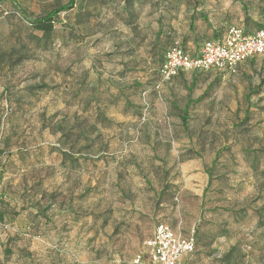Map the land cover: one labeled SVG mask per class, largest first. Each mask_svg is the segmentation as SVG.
<instances>
[{
  "label": "rangeland",
  "instance_id": "374dc122",
  "mask_svg": "<svg viewBox=\"0 0 264 264\" xmlns=\"http://www.w3.org/2000/svg\"><path fill=\"white\" fill-rule=\"evenodd\" d=\"M123 1L75 0L45 37L30 18L69 0H1L3 199L57 216L58 264H134L162 222L194 234L187 264H264V57L199 73L190 96L216 83L186 131L197 72L167 96L144 68L115 72L104 30L121 26Z\"/></svg>",
  "mask_w": 264,
  "mask_h": 264
},
{
  "label": "crops",
  "instance_id": "0c3cea01",
  "mask_svg": "<svg viewBox=\"0 0 264 264\" xmlns=\"http://www.w3.org/2000/svg\"><path fill=\"white\" fill-rule=\"evenodd\" d=\"M122 8L121 26H110L104 30L105 37L109 39L108 54L112 55L115 72H120L121 76L128 69L144 68L146 82L149 81L152 88H161L164 95L167 88L170 94L180 89V86L174 88L181 82L179 76L170 81H161V65H158L164 62L166 52L176 43L192 56H197L205 42L221 39L230 27L243 28L247 34L264 27V0H124ZM201 72L219 71H198L186 76L188 80L183 83L189 96L200 85L204 77L199 74ZM215 83L214 80L210 81L198 98L193 94L190 96L185 105L191 101L189 112L193 104L198 105L210 94L211 91L204 96ZM124 87L122 95H125ZM2 176L0 172V221L9 224L12 229L0 234V264H58L55 253L50 249L55 240L52 226L57 216L54 217L46 207L22 208L20 202L10 204L5 201V178ZM85 222L90 223L89 220ZM36 243H43L50 250L45 248L41 253L36 252ZM6 254L7 262L4 261Z\"/></svg>",
  "mask_w": 264,
  "mask_h": 264
},
{
  "label": "built area",
  "instance_id": "2783aa9c",
  "mask_svg": "<svg viewBox=\"0 0 264 264\" xmlns=\"http://www.w3.org/2000/svg\"><path fill=\"white\" fill-rule=\"evenodd\" d=\"M1 8L0 0V11ZM258 57H264V27L252 34L240 27H230L221 39L205 42L197 56L176 43L166 52L160 75L166 82L188 72L235 71L239 64ZM11 229L0 221V234ZM145 248V256H137L134 264H145V257L148 264H185L186 258L195 253L197 240L194 234L184 236L162 222L146 240Z\"/></svg>",
  "mask_w": 264,
  "mask_h": 264
},
{
  "label": "trees",
  "instance_id": "16d2710c",
  "mask_svg": "<svg viewBox=\"0 0 264 264\" xmlns=\"http://www.w3.org/2000/svg\"><path fill=\"white\" fill-rule=\"evenodd\" d=\"M74 6H75V0H69V2L67 4L62 5L56 9H53L52 11H50L47 15H45L43 17H37V18L32 17V18H30L31 25L37 32L42 34V36L50 37L55 31L57 22L60 19L61 14L70 11L71 9L74 8ZM162 64H163V62H162ZM162 64H161V66H162ZM160 70H161V67H160ZM212 88H213V86H210L207 89V91L205 92L204 96H207ZM190 104H191V101L187 104L185 109L182 110V112H181L182 113L181 120L183 123V127L186 131H187V123L189 121ZM244 119L247 121L248 115H246ZM2 126H3V124H2ZM2 134H3V128H2L1 135Z\"/></svg>",
  "mask_w": 264,
  "mask_h": 264
}]
</instances>
